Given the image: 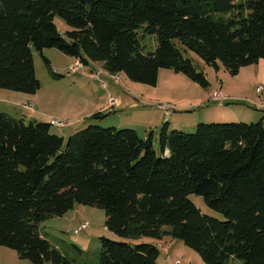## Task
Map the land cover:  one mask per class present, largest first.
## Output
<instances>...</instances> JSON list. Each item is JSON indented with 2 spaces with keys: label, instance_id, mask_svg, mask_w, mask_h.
I'll return each instance as SVG.
<instances>
[{
  "label": "trees",
  "instance_id": "1",
  "mask_svg": "<svg viewBox=\"0 0 264 264\" xmlns=\"http://www.w3.org/2000/svg\"><path fill=\"white\" fill-rule=\"evenodd\" d=\"M174 40L236 76L264 61V0H0V89L36 95L33 51L45 49L145 85L170 69L207 88ZM51 126L0 112V247L20 260L78 264L40 225L79 204L105 210L106 228L124 241L102 238L99 264H159L166 237L204 264H264V119L198 124L192 134L166 128L160 154L133 129L89 126L65 144ZM192 194L225 220L203 214Z\"/></svg>",
  "mask_w": 264,
  "mask_h": 264
},
{
  "label": "rangeland",
  "instance_id": "2",
  "mask_svg": "<svg viewBox=\"0 0 264 264\" xmlns=\"http://www.w3.org/2000/svg\"><path fill=\"white\" fill-rule=\"evenodd\" d=\"M55 23L63 33L70 30L60 17H56ZM174 43L184 57L192 61L195 69L205 74L209 82L207 88L194 83L185 74L170 69L159 71L156 86L133 82L124 74L107 75L94 62H89L80 72L72 73L70 67L74 59L71 57L57 49H45L42 53L34 50L36 75L41 82L38 95L45 106H42V115H36L37 119L33 120L51 124V133L64 137L65 144L72 134L89 126L133 129L142 138L152 136L154 148L160 154L159 140L166 128L169 132L179 130L192 134L196 132L198 124H252L264 119V110L259 108L264 97L257 93V87L264 85V61L244 67L238 75L232 76L222 64L219 63V69L208 66L179 40H174ZM143 45L147 52H154L158 45L156 36L147 35ZM44 58L50 61L53 72L61 78H53ZM100 69L103 74L97 78ZM214 92H220L227 98L223 106L213 100ZM0 93L29 97L28 94L2 89ZM109 96L120 102V106L110 109ZM160 104L167 108L169 116L164 109H159L162 107ZM22 105L0 104V108L7 112L11 108L10 112L16 109L23 112L20 108ZM23 106L33 108L32 103ZM36 108L39 109L38 106ZM98 113L102 116L95 119L91 117ZM10 114L14 118L18 117ZM55 120L63 124L56 126L53 123ZM73 128L78 129L73 131ZM190 200L203 214L225 220L223 214L206 205L202 196L192 194ZM106 220L105 210L76 204L64 217L42 223L40 232L53 246L78 264H99L102 238L124 242L106 228ZM84 223H88V228L78 232ZM142 242L151 243L153 240L144 238ZM160 243L159 264H204L200 255L182 241L166 237ZM0 264L32 263L20 260L14 250L0 247Z\"/></svg>",
  "mask_w": 264,
  "mask_h": 264
},
{
  "label": "crops",
  "instance_id": "3",
  "mask_svg": "<svg viewBox=\"0 0 264 264\" xmlns=\"http://www.w3.org/2000/svg\"><path fill=\"white\" fill-rule=\"evenodd\" d=\"M72 59H74V58H72ZM95 64L100 66V67L102 66L101 64H98V63H95ZM107 75H109V74L107 73ZM38 94H39V92L36 95H31V96L29 95V97H26V96H22V95H14V94H9V93H0V104L1 105H8V104L10 105V103H14V105H18L19 106L20 104L24 105L25 103H32L33 104V108H26V107H24L22 105L23 107L21 106L20 108H22V110H24L23 112L19 111L17 109L15 111L13 110L12 112H10L12 108L10 110H8V111L10 113L18 115V117L16 119H24L27 122H29V121H37V122H39V120H33V119H37L35 117L36 115H42V113H41L42 106L43 105L45 106V104L43 102H41V99H40ZM37 106L39 107V109L36 108ZM259 108L264 110V100H261V103H259ZM0 109H3V108H0ZM5 111L6 110H4V109L0 110V112H2V113H6V114L14 117L12 114H10L7 111L5 112ZM73 129H75V128H73ZM77 129H75L73 131H77Z\"/></svg>",
  "mask_w": 264,
  "mask_h": 264
},
{
  "label": "built area",
  "instance_id": "4",
  "mask_svg": "<svg viewBox=\"0 0 264 264\" xmlns=\"http://www.w3.org/2000/svg\"><path fill=\"white\" fill-rule=\"evenodd\" d=\"M84 68V64H83V62L80 60V59H78V58H76V59H74V64L70 67V70H71V72L72 73H78V72H80L82 69ZM100 74H103V70L102 69H100L99 71H98V73H97V78L99 77V75ZM257 93L259 94V95H261V96H263L264 97V85H259L258 87H257ZM213 100L214 101H216V102H218L219 104H220V106H223L224 104H225V102L227 101V98L226 97H224L220 92H214V94H213ZM108 105H109V107H110V109L111 108H114V107H118V106H120V103L116 100V99H114L112 96H109V99H108ZM161 105V104H160ZM28 106H30V105H28ZM162 107H159V109L161 108V109H164L163 111H165L167 114V116H169V113H168V111H167V108L165 107V106H163V105H161ZM54 125H56V126H60V125H62L63 124V122H61V121H57V120H55L54 122ZM88 228V223H84V224H82L81 226H80V228L78 229V232H81V231H83V230H86ZM177 264H181V263H177Z\"/></svg>",
  "mask_w": 264,
  "mask_h": 264
}]
</instances>
